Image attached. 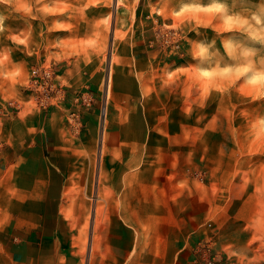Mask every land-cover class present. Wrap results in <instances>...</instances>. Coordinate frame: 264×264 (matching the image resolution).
<instances>
[{
    "label": "rangeland",
    "instance_id": "rangeland-1",
    "mask_svg": "<svg viewBox=\"0 0 264 264\" xmlns=\"http://www.w3.org/2000/svg\"><path fill=\"white\" fill-rule=\"evenodd\" d=\"M225 2L230 14L264 20V0ZM209 3L0 0V225L18 164L50 163L62 133L90 143L93 164L102 148L109 185L132 134L139 179L159 196L194 197L195 247L210 243L235 264H264V98L223 78L203 81L208 65L192 56L200 41L218 55L260 44L238 26L226 30L219 14L176 15ZM90 175L87 191L66 189L65 211L91 215L97 171ZM107 184L98 209H110Z\"/></svg>",
    "mask_w": 264,
    "mask_h": 264
},
{
    "label": "crops",
    "instance_id": "crops-1",
    "mask_svg": "<svg viewBox=\"0 0 264 264\" xmlns=\"http://www.w3.org/2000/svg\"><path fill=\"white\" fill-rule=\"evenodd\" d=\"M131 135L119 146L110 185L102 148L93 164L94 147L64 133L54 142L50 163L18 164L15 191L2 193L10 217L0 225V264H188L200 235L187 206L194 197L159 196L153 182L139 179ZM92 170L97 180L91 215L74 206L65 211L66 189L87 191ZM106 184L112 187L110 209L102 210L97 205L105 202Z\"/></svg>",
    "mask_w": 264,
    "mask_h": 264
},
{
    "label": "clouds",
    "instance_id": "clouds-1",
    "mask_svg": "<svg viewBox=\"0 0 264 264\" xmlns=\"http://www.w3.org/2000/svg\"><path fill=\"white\" fill-rule=\"evenodd\" d=\"M5 3L13 4L16 0H4ZM190 10H201L219 14L221 23L226 30H232L237 26L246 31L250 37L260 44L243 45L241 48L234 49L232 54L227 51L217 54L211 44L203 41L196 42V47L192 52L194 60L204 61L207 67L199 69L200 77L205 82H210L215 78H223L229 85L233 82L241 85V91L253 94L256 98H264V54H260L264 48V20L259 16L244 18L237 14L229 13V6L225 0H210V3L201 7L199 4L185 5L181 13ZM4 17L0 16V24ZM221 56L228 62H223ZM221 91V89H214Z\"/></svg>",
    "mask_w": 264,
    "mask_h": 264
},
{
    "label": "built area",
    "instance_id": "built-area-1",
    "mask_svg": "<svg viewBox=\"0 0 264 264\" xmlns=\"http://www.w3.org/2000/svg\"><path fill=\"white\" fill-rule=\"evenodd\" d=\"M210 224V223H208ZM188 264H235L210 243H199L194 248V257Z\"/></svg>",
    "mask_w": 264,
    "mask_h": 264
},
{
    "label": "snow or ice",
    "instance_id": "snow-or-ice-1",
    "mask_svg": "<svg viewBox=\"0 0 264 264\" xmlns=\"http://www.w3.org/2000/svg\"><path fill=\"white\" fill-rule=\"evenodd\" d=\"M181 14H182L181 12L176 13L177 16H180Z\"/></svg>",
    "mask_w": 264,
    "mask_h": 264
}]
</instances>
